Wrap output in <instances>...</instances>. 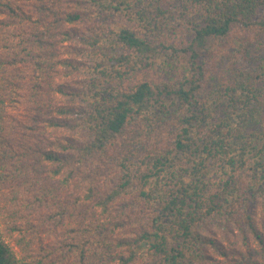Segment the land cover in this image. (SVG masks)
<instances>
[{"label":"trees","instance_id":"obj_1","mask_svg":"<svg viewBox=\"0 0 264 264\" xmlns=\"http://www.w3.org/2000/svg\"><path fill=\"white\" fill-rule=\"evenodd\" d=\"M49 1L0 0V168L14 160L6 120L20 88L5 28L22 26L41 48L42 74L55 64L65 76L81 67L92 75L85 89L54 88L85 96L86 107L54 105L45 120L51 130L83 129L86 139L60 137L39 152L52 176L80 182L77 200L91 215L71 242L32 247L23 236L33 226L13 221L15 203L0 207L7 235L22 234L18 257L0 227V264H63L62 252L75 254L73 264H238L225 247L231 237L264 256V50L252 69L234 63L264 33V0H69L71 11ZM51 34L65 56L45 63V46L57 50ZM70 210L50 216L53 229Z\"/></svg>","mask_w":264,"mask_h":264},{"label":"rangeland","instance_id":"obj_2","mask_svg":"<svg viewBox=\"0 0 264 264\" xmlns=\"http://www.w3.org/2000/svg\"><path fill=\"white\" fill-rule=\"evenodd\" d=\"M47 2L49 0H24L25 3ZM59 11H71L73 7L72 2L69 0H59L56 6ZM55 26V24H53ZM74 28L83 33L86 30L84 25H74ZM22 29V26L14 30L11 26L5 28L7 35V46L5 55L8 59L17 56V64L13 67L14 75L17 77L19 83L17 101L7 108L6 120L7 137L9 140L10 149L14 153V160L12 165L6 161L4 168H0V172L4 175L0 180V207L1 209H9L15 203L17 209V224L22 223L23 226H33L29 228L28 232L23 236V239L32 241V247H36L35 241H40L44 245L57 244L60 240L71 242L72 238L82 235L81 225L84 220L89 221L91 213L87 210L86 204L77 200L82 195V188L80 182L69 185L61 182L59 177L52 176L49 173V165L41 160V149H54L50 147V143L55 142L60 137H69L76 141H83L86 139V133L83 129L71 131L69 129L51 130L45 126V120L51 117L50 107L54 105H69V106H83L86 107L89 99L85 96L81 98L63 97L54 91L55 85L63 84L71 87H78L85 89L84 82H90L92 75L88 74L85 68H82L74 73L72 76H65V69L51 64V68H44L46 72L41 73L37 70L35 62L40 59L36 57L41 52L33 42L26 41L30 35L27 33L17 32ZM49 30H53L50 28ZM51 33V32H50ZM263 34V35H262ZM262 37L256 36L255 43L250 48V56L243 58L237 57L235 60V67L241 69H252L256 62L254 57L264 50V33ZM20 35V36H19ZM51 38L55 39L57 50L51 52L50 45H46V62L52 63L57 57H64V49H61L60 35L51 34ZM22 41H24L22 43ZM261 41V44L259 43ZM60 49H59V48ZM29 53L31 57H26L25 54ZM76 59L84 64L89 63L88 58L76 56ZM83 66V65H82ZM51 70V71H50ZM53 71V72H52ZM60 71V73L55 72ZM42 107V108H41ZM71 121H78L72 118ZM152 139L153 137H148ZM118 162V161H117ZM116 162L113 166L116 169ZM43 196L41 203H38L35 198ZM71 207L76 208L70 210L66 214V225L63 228H54L55 220L50 219V216L55 211ZM71 209V208H70ZM258 217L261 215V209L258 205ZM77 216H71V214ZM114 218H118L120 211L113 212ZM0 227L2 236L5 241L11 246L12 250L18 257H21L19 247L14 244L18 238H22V234L12 233V236L7 235V225L3 223V218L0 215ZM38 227V228H37ZM39 229L37 233H32V230ZM73 229L74 232H68ZM264 232V230H262ZM27 235V236H26ZM38 237L37 239H35ZM218 235L216 238L221 239ZM32 238V239H31ZM227 250L233 252L229 255L230 258L235 259L238 264H252L254 261L257 264H264V256L259 248L254 245L250 246V251L240 247L238 240L231 237L229 243H225ZM249 252V253H248ZM65 256L63 264H73V255H66V252L59 253ZM249 254V255H248ZM59 262L61 258H54ZM235 263V262H234ZM102 264V262H101ZM110 264H115L111 261ZM208 264H225L222 260L214 257Z\"/></svg>","mask_w":264,"mask_h":264}]
</instances>
